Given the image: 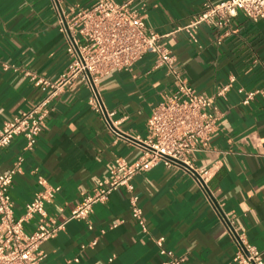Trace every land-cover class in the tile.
Returning a JSON list of instances; mask_svg holds the SVG:
<instances>
[{"label": "crops", "instance_id": "0c3cea01", "mask_svg": "<svg viewBox=\"0 0 264 264\" xmlns=\"http://www.w3.org/2000/svg\"><path fill=\"white\" fill-rule=\"evenodd\" d=\"M62 1L80 6L92 2ZM204 1L135 0L131 7L144 13L150 29L168 33L164 43L198 91L213 95L234 77L225 93L214 98L219 124L205 149L193 153V163L211 169L207 185L213 201L264 256V97L256 94L243 103L237 90L264 86V16L253 20L238 12L227 32L201 23L197 43L173 32L199 13ZM68 60L50 0H0V126L44 94V85L34 84L29 73L54 79ZM153 62V54L147 53L131 69L112 70L99 82L105 105L115 110L114 128L135 141L107 127L88 103V88L77 78L54 97L31 150L23 149L21 134L0 149L1 170L23 155L10 186L16 216L39 188L38 174L59 187L46 209L64 225L40 243L44 257L38 264L64 263L75 256L78 261L69 264H174L171 261L181 256L178 264H237L232 261L236 243L215 203L180 165L158 163L134 175L132 192L138 195L146 231L132 218L124 187L93 204L91 227L85 219L69 218L82 192L110 174L116 157L132 161L140 154L135 142L145 137L153 106L175 87L173 77ZM24 226L32 230L34 219ZM159 236L164 253L154 241Z\"/></svg>", "mask_w": 264, "mask_h": 264}, {"label": "built area", "instance_id": "2783aa9c", "mask_svg": "<svg viewBox=\"0 0 264 264\" xmlns=\"http://www.w3.org/2000/svg\"><path fill=\"white\" fill-rule=\"evenodd\" d=\"M134 1L92 0L90 5L80 6L64 4L62 0H50L57 28L64 36L68 63L54 79L29 73L34 84L44 85V94L30 108L15 114L0 126V149L9 145L14 136L21 134L25 138L23 149L31 150L45 125L54 97L80 78L89 90V105L107 127L117 136L131 140L129 134L114 128L115 110L108 108L102 99L100 78L112 70H129L145 54H153V66L164 67L173 77L175 87L162 95L161 100L153 106L146 121V135L135 142L141 147L138 157L132 161L116 157L110 174L82 192L81 199L71 209L69 218L85 219L88 227H91L93 204L105 201L111 191L124 187L129 192L131 216L146 231L138 195L132 192V179L137 173L158 163L183 167L213 201L207 185L211 169L196 167L193 153L205 149L211 133L219 124L220 111L214 98L225 93L234 77L231 76L213 95L198 91L179 68L173 50L164 43L163 37L168 33L159 34L150 29L145 23L144 13L131 7ZM238 12L253 20L263 17L264 0H205L203 9L188 22L177 26L173 32H182L188 40L197 43L201 23H208L216 29H226L227 32L232 17ZM237 90L242 93L243 103H248L256 94L264 97V86L251 90L239 87ZM22 160L23 155L19 154L9 169H0V264H38L44 257L40 243L55 235L64 225V221L57 222L48 215L46 209V204L59 187L41 174L36 177L39 188L25 203L24 211L15 215L10 186ZM215 208L236 243L232 261L237 264H264L262 251L247 240L243 231L238 230L234 218L223 212L219 204L215 203ZM32 219L34 228L27 230L24 224ZM154 241L161 253L166 252L162 236ZM95 242L92 240L90 244ZM182 260L181 256L171 263L178 264ZM71 261L77 262L78 257L59 264H69Z\"/></svg>", "mask_w": 264, "mask_h": 264}]
</instances>
